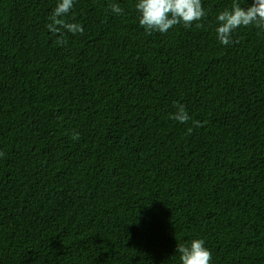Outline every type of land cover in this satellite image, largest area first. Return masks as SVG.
Wrapping results in <instances>:
<instances>
[{
	"label": "trees",
	"instance_id": "trees-1",
	"mask_svg": "<svg viewBox=\"0 0 264 264\" xmlns=\"http://www.w3.org/2000/svg\"><path fill=\"white\" fill-rule=\"evenodd\" d=\"M57 2L0 0V264H179L194 238L264 264V30L222 45L232 0L163 34L136 0H74L59 44Z\"/></svg>",
	"mask_w": 264,
	"mask_h": 264
},
{
	"label": "clouds",
	"instance_id": "clouds-1",
	"mask_svg": "<svg viewBox=\"0 0 264 264\" xmlns=\"http://www.w3.org/2000/svg\"><path fill=\"white\" fill-rule=\"evenodd\" d=\"M74 0H58L55 8L48 16L49 23L46 28L49 32L57 35V43L64 44V32L83 34L84 28L81 24L70 22L66 17L72 11ZM110 11L116 15H122L124 10L118 3L108 5ZM135 10L138 13V23L146 33H167L169 29L182 24L188 29L195 24L200 28L206 12L201 0H136ZM217 26L216 37L222 45L233 43V32L241 27L255 26L264 30V0H252L246 7L242 6L240 0H232L230 8H225L216 15ZM175 112L171 118L181 124L188 123L192 118L183 104L174 105ZM195 127H201L199 121H192ZM191 131V128H189ZM73 139L78 140L79 134L74 133ZM4 153L0 152V156ZM176 254L179 264H211L212 253L205 246V241L194 238L190 243H176Z\"/></svg>",
	"mask_w": 264,
	"mask_h": 264
}]
</instances>
